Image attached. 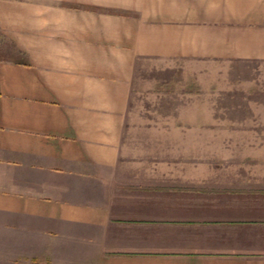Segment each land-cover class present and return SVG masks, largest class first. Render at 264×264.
<instances>
[{
	"label": "crops",
	"instance_id": "crops-1",
	"mask_svg": "<svg viewBox=\"0 0 264 264\" xmlns=\"http://www.w3.org/2000/svg\"><path fill=\"white\" fill-rule=\"evenodd\" d=\"M145 59L264 62V0H0V264H264V180L121 160Z\"/></svg>",
	"mask_w": 264,
	"mask_h": 264
},
{
	"label": "rangeland",
	"instance_id": "rangeland-1",
	"mask_svg": "<svg viewBox=\"0 0 264 264\" xmlns=\"http://www.w3.org/2000/svg\"><path fill=\"white\" fill-rule=\"evenodd\" d=\"M121 160H205L222 176L262 183L264 62L140 61Z\"/></svg>",
	"mask_w": 264,
	"mask_h": 264
}]
</instances>
